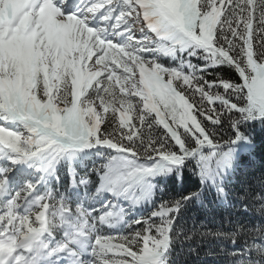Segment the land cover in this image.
<instances>
[{"label": "snow or ice", "instance_id": "snow-or-ice-1", "mask_svg": "<svg viewBox=\"0 0 264 264\" xmlns=\"http://www.w3.org/2000/svg\"><path fill=\"white\" fill-rule=\"evenodd\" d=\"M258 151L264 0H0V264H177ZM235 202L205 235L264 264Z\"/></svg>", "mask_w": 264, "mask_h": 264}, {"label": "trees", "instance_id": "trees-1", "mask_svg": "<svg viewBox=\"0 0 264 264\" xmlns=\"http://www.w3.org/2000/svg\"><path fill=\"white\" fill-rule=\"evenodd\" d=\"M222 75L225 78H236L231 70H225ZM264 185V151H258L250 160H246L242 170L232 180L233 207L231 204L218 207L215 204L200 207L199 205L188 209L184 213L182 224L185 229H193L190 235L193 239L177 244V264H229L228 258L224 256L223 245L210 235L205 233L219 228L221 224L228 228L229 219H236V212L241 210V205L236 199L249 198L253 193L259 194ZM259 208L258 203L253 204ZM245 223L259 224L264 221V216L258 211L250 210L243 217H239Z\"/></svg>", "mask_w": 264, "mask_h": 264}]
</instances>
